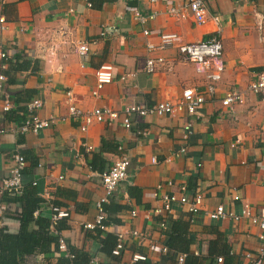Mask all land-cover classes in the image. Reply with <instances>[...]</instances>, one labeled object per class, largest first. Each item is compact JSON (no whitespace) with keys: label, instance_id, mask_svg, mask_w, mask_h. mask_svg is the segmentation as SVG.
Here are the masks:
<instances>
[{"label":"crops","instance_id":"crops-1","mask_svg":"<svg viewBox=\"0 0 264 264\" xmlns=\"http://www.w3.org/2000/svg\"><path fill=\"white\" fill-rule=\"evenodd\" d=\"M89 1L0 0V19L5 18L4 24L0 22V46L9 56H0V74L6 77L0 83V127L7 129L0 136V202L13 157L20 154L26 167L34 165L36 176L51 188L52 201L69 212L68 228L61 236L75 251L88 254L94 264L131 263L135 255L159 261L166 236L160 226L162 217L154 211L163 205V196L180 198L185 186L190 198L202 193L200 209L192 217L186 206L175 202L166 220L194 218L191 230L199 240L193 247L196 254L200 244L206 250L208 239L215 238L213 232L219 227L232 246L235 264H253L264 252L260 228L249 219L213 221L208 213L224 205L241 214L246 204L257 217L264 216V98L248 94L234 111L222 105L228 91L246 90L264 69V0H204L210 15L219 18L221 29L225 69L216 94L206 96L195 116L134 115L131 129L124 125L127 107L176 102L186 88L207 87L205 77L182 59L178 48L148 52L147 44L159 43L164 33L180 35L183 44L206 41L217 35L218 25L211 19L198 25L189 9L185 19L169 14L170 7L183 8L189 0H106L101 8L90 6ZM136 9L145 16H157L142 24L134 18ZM145 30H150V36ZM80 43L89 45L88 55L78 53ZM157 56L164 57L166 64L155 74L147 73V59ZM18 58L31 62V67L15 71ZM105 63L114 65V81L100 97H94L96 72ZM26 91L33 95L29 101L23 100ZM35 99L43 102L38 114L55 122L39 134L24 133L20 127ZM70 106L84 111L110 108L119 113V119L95 123L82 132L81 120L70 116ZM182 148L185 154L180 153ZM124 157L131 161L130 178L110 200L113 197L116 204L129 208L116 211L111 203L105 214L118 219L120 225L109 226L98 236L85 228L97 222L99 204L106 194L98 173ZM94 160L98 170L92 169ZM130 187L141 191V203L129 194ZM236 195L239 201L234 199ZM4 204L0 229L16 232L20 225L9 216L20 207ZM45 209L51 215L49 207L42 211ZM134 230L144 233L146 239L127 237L122 256L109 257L102 251L108 233ZM61 257L67 256L53 249L28 258L27 264H58Z\"/></svg>","mask_w":264,"mask_h":264},{"label":"built area","instance_id":"built-area-1","mask_svg":"<svg viewBox=\"0 0 264 264\" xmlns=\"http://www.w3.org/2000/svg\"><path fill=\"white\" fill-rule=\"evenodd\" d=\"M155 2V0H152ZM91 6V5H90ZM191 10L195 21L198 25L207 24L210 19L218 25L217 35L212 39L201 41L192 44H183L182 37L175 33H164L159 38V43L154 44L149 42L147 44L148 52H164L168 49L178 48L182 55V59L186 62L192 63L196 66L197 73L203 75L207 81V87L201 90L199 87L186 88L183 90L182 98L176 102L164 101L157 103L150 107H140V106H130L124 111V125L131 129L133 128L134 122L132 120L133 116L140 118H148L153 116H169L175 117L181 113H186L189 116H195L198 113V108L206 103V96H212L217 92V85L222 80V74L224 72L225 66L222 62L223 56V45L219 39L221 29L219 26V18L210 15L208 7L204 0H189L188 3L183 8L170 7L168 12L170 15L176 18L185 19L186 11ZM134 18L142 24H146L156 18L157 13L152 15H143L141 11L136 9L134 12ZM2 24L5 23V18L0 19ZM261 26V21H260ZM4 28V27H3ZM144 34L150 36V30H145ZM78 53L81 56H86L90 53V47L87 43H80L78 46ZM0 56L2 59H8V54L0 46ZM166 64V59L162 56L149 57L146 61V71L149 74H155L161 66ZM6 80L5 75L0 74V83ZM114 81V65L110 63H105L99 67L96 72V85L93 91L94 97H100V92L105 88V86L111 84ZM1 92V86H0ZM248 94L259 95L264 98V69L259 73L257 79L252 82L246 90L233 89L225 94L222 99V105L229 109V111H234L235 108L241 104H244ZM43 107V102L40 99H35L28 105V117L24 124L20 127V130L24 133L32 132L39 134L43 130L49 128L54 122V118L45 119L38 114V110ZM70 116L75 120H81V131L87 132L90 126L95 123H105L113 122L119 119V113L110 108H95L91 111H84L76 106H70ZM191 124H188L186 130L190 132ZM7 132L6 128L0 127V136ZM180 153L185 154L186 149L182 148ZM13 164L10 177L4 180V192H15L17 195L22 194L23 188V174L22 171L26 166V159L20 154H16L13 157ZM156 163V159L153 160ZM130 165L131 161L129 158L124 157L117 162L107 171L103 173H98L101 177L103 186L105 188V197L99 204V215L97 217V222L95 224L85 225L86 229H96L101 227L106 230L103 226V221L106 219V214L103 209V205L108 203L113 193L117 190L119 185L130 178ZM181 191L184 193L180 198L177 195H165L162 198L163 205L155 209L154 214L161 216L163 219L160 223L161 228L166 229L167 217L172 212V205L175 202H179L180 205L186 206L188 213L192 215L196 213L203 202L202 193H197L194 197L190 198L186 195L187 188L183 186ZM44 197L49 202L52 201L53 195L51 194V188L45 186ZM239 201L240 196L236 195L234 198ZM52 211V224L51 231L55 235H59L56 231L57 223L63 219L69 217V212L66 209L51 205ZM6 210V204H0V215ZM131 215L133 217L137 216L136 211H132ZM208 216L213 221H221L226 219H232L234 221H240L242 219H249V221L257 225L260 228V241L264 243V216L260 217L255 215L250 206L244 205L241 214H237L234 210H228L224 205H219L212 212L208 213ZM191 217L193 221L194 218ZM149 219L150 217L147 216ZM129 235V236H128ZM117 244L113 250L114 256H122L123 252L127 248L128 239L134 238L139 241H144L146 236L144 233L139 231H130L127 233L119 232L117 235ZM128 237V239H127ZM70 246L67 244L62 236L59 239V251L61 254L74 257L70 254ZM162 252L165 253L167 249L165 247L161 248ZM250 257V255H248ZM264 252L254 259L253 264L263 263ZM148 257L146 255H135L131 263L123 264H135L139 261H145ZM184 255L179 257V264H183ZM219 263H222V258L218 259ZM91 264H94L92 261Z\"/></svg>","mask_w":264,"mask_h":264},{"label":"trees","instance_id":"trees-1","mask_svg":"<svg viewBox=\"0 0 264 264\" xmlns=\"http://www.w3.org/2000/svg\"><path fill=\"white\" fill-rule=\"evenodd\" d=\"M89 2L92 7L97 6L101 8L106 0H100L98 3H96V0H90ZM30 67L31 62H19V58L14 64L15 71H25ZM25 95L24 101H29L33 97L32 92L29 91H26ZM91 165L93 170H98L95 165V160ZM103 172L105 171L100 170V173ZM22 174V194L17 195L15 192L5 191L3 201L0 202V204L14 203L20 207V210L15 215L9 216L19 223V230L14 232L8 227L0 229V264H27L28 258L34 255L49 254L53 252V249L59 251V239L62 231L68 228L65 222L67 218H63L55 227L59 235H55L51 231L52 211L51 215H48L45 213L46 209L45 211L42 210H44V206L50 209L51 205L57 207H61V205L55 201L49 202L46 200L44 197V178L36 176L34 173V165L32 167L25 166ZM128 191L132 197L137 199L138 204L141 203V191L138 188L130 187ZM114 201L115 199L112 197L110 204L105 203L103 205L104 212H107V207H110L111 203H113L112 206L114 205L116 211L129 208L119 206ZM38 211L40 214L36 216ZM112 225H120V221L111 216H106V219L103 221V226L108 228ZM94 231L97 232L98 236L105 233V229L101 227H97ZM213 233L215 238L208 239L206 250L204 251L200 244L199 252L196 254L193 247L199 240L197 234L191 230V219H185L184 217L169 219L166 222V229L163 230V234L166 236L164 247L167 251L162 254L161 259L159 261L147 259L135 264H179L178 261L181 255H184L183 264H235L236 256L233 253L232 246L227 242L223 233L219 231V227H216ZM117 238L116 234L108 233L106 235L102 243V251L106 256L115 257L113 250L116 247ZM69 248L70 254L74 257H61L58 264L91 263L88 254L79 253L71 246ZM219 258H222V263L218 262Z\"/></svg>","mask_w":264,"mask_h":264}]
</instances>
